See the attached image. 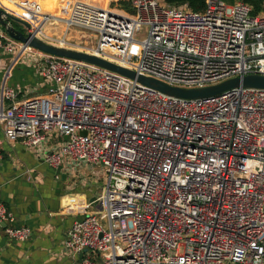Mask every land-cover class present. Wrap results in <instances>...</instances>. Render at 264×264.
<instances>
[{
	"label": "built area",
	"instance_id": "built-area-1",
	"mask_svg": "<svg viewBox=\"0 0 264 264\" xmlns=\"http://www.w3.org/2000/svg\"><path fill=\"white\" fill-rule=\"evenodd\" d=\"M56 6L45 22L92 32L85 51L172 86L264 75V9L254 15L243 1L206 0L202 11L164 0ZM1 54L13 57L0 84L4 138L53 168L98 165L105 175L93 210L63 242L80 264H264V88L177 97L26 46L0 25ZM22 57L46 84L42 95L7 83ZM0 226L14 241L31 235L1 202Z\"/></svg>",
	"mask_w": 264,
	"mask_h": 264
},
{
	"label": "crops",
	"instance_id": "crops-1",
	"mask_svg": "<svg viewBox=\"0 0 264 264\" xmlns=\"http://www.w3.org/2000/svg\"><path fill=\"white\" fill-rule=\"evenodd\" d=\"M14 14L32 19L25 6ZM12 59L0 55V84ZM7 83L22 96L46 91L33 64L23 57L13 65ZM53 142L51 139L47 146ZM97 166L53 168L19 141H7L0 129V202L12 213L15 224L31 229L27 240L14 241L0 226V264H80L81 254L66 250L63 242L72 222L92 211L102 192L106 178Z\"/></svg>",
	"mask_w": 264,
	"mask_h": 264
},
{
	"label": "water",
	"instance_id": "water-1",
	"mask_svg": "<svg viewBox=\"0 0 264 264\" xmlns=\"http://www.w3.org/2000/svg\"><path fill=\"white\" fill-rule=\"evenodd\" d=\"M12 21L21 23L26 29L31 28L30 24L27 21L9 13L8 11L0 7V25L4 28L8 36L20 41L24 45L33 47L37 50L55 56L81 60L84 62L102 66L104 68L123 74L127 77L135 78L138 82L169 95L182 98H201L217 95L225 90L237 86L264 88V75L254 73L231 77L219 83L206 85L203 87L185 88L172 86L155 78L137 74L132 69L118 65L93 53L47 42L38 37L36 33L32 31H27L26 33H24L22 30L15 28L12 24Z\"/></svg>",
	"mask_w": 264,
	"mask_h": 264
},
{
	"label": "rangeland",
	"instance_id": "rangeland-1",
	"mask_svg": "<svg viewBox=\"0 0 264 264\" xmlns=\"http://www.w3.org/2000/svg\"><path fill=\"white\" fill-rule=\"evenodd\" d=\"M19 1H23V0H18V2ZM51 1L52 0H40L39 2L42 5L47 6ZM59 1H57L56 4ZM13 15H15V14H13ZM15 16L19 17L18 15H15ZM19 18H21V17H19ZM59 24L60 23H57L56 21L46 22L44 30H45L46 33H49L50 36H48V37L39 36V37L42 38L43 40L47 41V42H50V43H53V44H56V45H61V46H64V47L74 48V49L83 50V51L90 50L92 45H94L95 38H94L92 32H90L89 30L78 29V28L66 29L65 26L62 25L63 27H61ZM18 27L24 33L27 32V29L21 23H20V26H18ZM62 38H64V40L67 41V43H64V44L60 43ZM136 38L137 39H142L143 38V34L142 33H138L136 35ZM16 82H19V81H16ZM30 87H33V86H30ZM33 89H35V88L33 87ZM64 166H66V164L65 165L63 164L62 167H64Z\"/></svg>",
	"mask_w": 264,
	"mask_h": 264
},
{
	"label": "bare ground",
	"instance_id": "bare-ground-1",
	"mask_svg": "<svg viewBox=\"0 0 264 264\" xmlns=\"http://www.w3.org/2000/svg\"><path fill=\"white\" fill-rule=\"evenodd\" d=\"M38 1L39 5L31 8L30 3H27L26 1H19L18 0H0V7L4 8L6 11L14 14L15 10L19 6H25L30 10V13L32 15V19L30 22H32L34 25L37 26L36 34L37 36L41 37H48L50 36L49 33H46L44 30L45 27V21L44 19L49 18L51 16H56L58 13V9L56 6V2L59 0H52L47 6L42 5L39 1L40 0H35ZM22 3V4H21ZM41 21V22H40ZM43 21V22H42ZM40 22V24H39ZM38 24V25H37ZM61 27L62 24H59ZM136 45L135 42L132 44L131 52H134L136 50Z\"/></svg>",
	"mask_w": 264,
	"mask_h": 264
},
{
	"label": "trees",
	"instance_id": "trees-1",
	"mask_svg": "<svg viewBox=\"0 0 264 264\" xmlns=\"http://www.w3.org/2000/svg\"><path fill=\"white\" fill-rule=\"evenodd\" d=\"M103 1V0H99ZM167 4L172 6L186 5L189 9L193 11H202L206 6V0H164ZM227 3H233L236 1H243L252 7V14H258L264 9V0H221ZM120 7H126L129 9L126 2L119 3ZM15 28L20 29V23L17 21H12ZM21 30V29H20Z\"/></svg>",
	"mask_w": 264,
	"mask_h": 264
}]
</instances>
